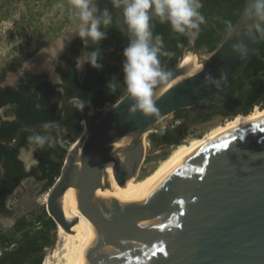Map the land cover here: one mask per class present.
<instances>
[{
	"label": "water",
	"instance_id": "1",
	"mask_svg": "<svg viewBox=\"0 0 264 264\" xmlns=\"http://www.w3.org/2000/svg\"><path fill=\"white\" fill-rule=\"evenodd\" d=\"M254 2L244 0L236 21L209 53H202L188 36L189 45L175 67L163 70L170 74L168 80L154 86V99L160 93L155 104L158 115H145L139 109L132 112L135 101L127 89L103 110L94 105L95 89L115 91L121 72L117 63L113 87L93 86L85 97L65 95L58 100V118L22 125L10 141L0 138L4 145H15L24 130L61 124L69 102L84 105L79 117L85 120L87 132L69 148L61 173L49 189L46 211L56 225L70 231L72 223L66 220L59 198L63 189L72 190L76 222L80 217L87 220L94 236L59 243L46 264H264V119L234 129L179 161L128 205H104L94 198L101 177L110 182L105 162L113 161L114 178L118 185H125L137 173L145 135L156 131L162 118L210 100L241 73L253 55L264 60L259 53L264 21L250 11ZM187 50L195 59L184 62ZM44 67L31 70L38 73ZM263 71L257 74L264 77ZM239 113L247 112L231 117Z\"/></svg>",
	"mask_w": 264,
	"mask_h": 264
},
{
	"label": "trees",
	"instance_id": "2",
	"mask_svg": "<svg viewBox=\"0 0 264 264\" xmlns=\"http://www.w3.org/2000/svg\"><path fill=\"white\" fill-rule=\"evenodd\" d=\"M96 2L101 9L105 7L109 9L113 8L111 0H96ZM199 3L202 7L198 9V11L203 15L204 23L200 24L199 35L196 37L197 47H204L208 51H211L223 39V36L221 37L217 34L218 30L229 31L242 9L244 0H200ZM208 16H210L211 19H209ZM150 23L152 25L153 37L160 35L165 45H169L170 48L178 50L180 46L186 42V38L172 36L170 34V25L165 24L161 26L154 15ZM113 37H116L117 48L111 53V58L120 63L123 68L125 59L123 50L130 42V34L128 33L124 37L113 35ZM79 41L80 39L77 38L72 46H76ZM110 48L111 43L109 40L103 45L91 43L86 46L89 52L98 49L100 55L104 56L106 50ZM71 49L72 48H69L70 51ZM80 49L82 48L79 46L76 47V54ZM177 50L176 53L173 51V54H158L162 70L175 67L179 59V52ZM259 53L261 56H264V40L259 47ZM98 63L103 66L94 68L88 64L82 75L64 73V82L61 91H57L55 86L50 87L43 74L29 75L28 79H21L16 87L8 86L0 88V91H4L5 94V96L2 97L1 103L9 101L16 105V114L19 121L13 122V129L16 130L19 126L26 124L32 125L58 118L60 113L59 110H57V102L50 105V99L52 97L59 100L63 96L72 93H77L85 97L93 86L104 85L109 87L112 77L117 73L119 66L108 62L105 57L102 56H100ZM14 67V62L6 64L0 72V78H2L6 70H12ZM263 68L264 60L253 55L241 73L221 90H225L228 96H230L235 90L241 89L242 95H244L247 100L246 108L243 112H249L256 105H264V77L257 74V72ZM115 85L116 90L114 92L101 89H95L93 91L91 100L96 107L112 104L125 93L126 85L124 84L123 71L116 77ZM78 104V101H71L67 104L66 117L57 127L51 129L24 130L22 132L19 144L24 147L33 145L30 144L28 138L34 134L46 135L47 140L43 148L33 145L35 148V158L38 163L33 164L26 170L23 166V162L16 161L14 163L17 169L16 172L7 170L3 175H0V186L6 183V178H8V176L11 175L15 177L13 183L7 185L4 195L10 193L13 188L17 187L21 181L27 177H32L37 181L43 182L46 188H50L53 185L61 173L63 160L66 156V149L61 146L60 140L74 139L78 136L81 129ZM180 112L181 110L179 109L173 113L176 115L175 117H178L177 115H179ZM168 130L170 129L167 128L166 131ZM155 136H157L155 132L149 134V138L153 141L157 140ZM180 141V138H178L175 144L180 143ZM0 209H4L3 205ZM44 215L45 217L42 220V225L36 232L37 235L35 237H37V239L35 240L25 229L24 220L15 222L14 230L19 232L25 240L27 239L26 245H24L27 247L4 251L0 254V264H43V246L51 244L50 232L56 228V223L53 219L49 217L46 212ZM0 240L3 241V243L10 242V238L2 234L0 235ZM36 240H38V242Z\"/></svg>",
	"mask_w": 264,
	"mask_h": 264
},
{
	"label": "rangeland",
	"instance_id": "3",
	"mask_svg": "<svg viewBox=\"0 0 264 264\" xmlns=\"http://www.w3.org/2000/svg\"><path fill=\"white\" fill-rule=\"evenodd\" d=\"M75 23L74 10L69 0H0V72L6 64L15 63V67L12 70L5 71L3 82L8 80L9 74H14L17 77L20 73L19 69L22 68L25 61L30 65H32L30 63L32 59L41 61V57L47 56V53H42L40 50L48 47L56 37L65 33ZM76 38L78 37L73 34L71 41ZM69 43L66 41V46ZM189 52L193 54L192 51ZM201 52L204 54L209 53L205 49H202ZM31 68L24 70H30ZM48 68L49 65L46 66L45 70L48 71L50 78L54 81L55 73L51 74ZM81 70L82 68L79 69V71ZM110 105L107 104L104 108ZM259 107L261 108L255 110L254 115L264 111V105ZM243 116L246 117L248 114L211 120L205 124L195 125L188 130L185 139L182 141L189 142L192 138H200L210 128L221 129L234 126L243 119ZM173 124H175L174 113H171L162 118L156 127L157 129L171 128ZM151 132H155V130L149 131L144 137V154L136 173L137 177L147 174L159 160L168 154L171 148L153 149L149 139ZM81 133L82 130L80 129L78 136L74 139L60 140L61 146L66 149V155ZM29 153L33 155L32 148L24 149L20 153L26 169L33 165L29 159ZM49 189L45 187L43 182L37 181L32 177L23 179L19 186L16 187L9 198V213L0 218V232L10 238L8 243H3L0 240V254L4 251L27 247L24 246L27 239L25 240L19 232L14 230V224L18 220H24L25 229L33 236L34 240L37 239L35 237L37 235L36 232L42 225L45 212L47 214L45 201ZM55 229L50 232L51 244L43 246L44 256L55 247ZM36 241L38 242V240Z\"/></svg>",
	"mask_w": 264,
	"mask_h": 264
},
{
	"label": "clouds",
	"instance_id": "4",
	"mask_svg": "<svg viewBox=\"0 0 264 264\" xmlns=\"http://www.w3.org/2000/svg\"><path fill=\"white\" fill-rule=\"evenodd\" d=\"M74 10L76 23L56 37L48 47L42 48V53H47L49 72L55 73V64L59 62V55L66 46V41L70 42L72 35L79 37L85 46L91 42L96 44L106 38L108 27L113 24L112 13L109 8L101 9L96 0H69ZM113 8L122 10L123 23L127 26L130 34V42L123 50L124 62V84L127 93L133 98L135 103L130 109L135 112L141 110L145 115L157 114L158 108L155 106L160 93L155 94L154 86L168 80L169 73L160 67L158 53H161L164 42L160 35L155 36V44H152L153 32L150 23L152 16L159 17L160 23L168 22L174 32L187 34L192 39L199 35L200 24L204 23L203 15L198 11L202 7L199 0H111ZM250 11L260 21H264V0H255ZM259 27V25H257ZM241 51H244L241 46ZM168 55V53H164ZM100 59L99 50L85 51L81 57L76 58V68L80 69L85 63L94 68L103 65L98 63ZM55 62V63H53ZM32 66L25 61L20 74L24 69ZM16 77L9 74L5 84H14ZM59 75L55 74L54 83L61 82ZM5 84H0L4 87ZM109 87H113L110 83ZM78 109L82 110L83 103L78 104ZM47 128V125L45 126ZM30 144L43 148L47 136L34 134L29 136ZM35 148H33V152ZM32 164L38 161L29 153Z\"/></svg>",
	"mask_w": 264,
	"mask_h": 264
},
{
	"label": "flooded vegetation",
	"instance_id": "5",
	"mask_svg": "<svg viewBox=\"0 0 264 264\" xmlns=\"http://www.w3.org/2000/svg\"><path fill=\"white\" fill-rule=\"evenodd\" d=\"M109 10L112 13L113 24L112 26L105 29L106 38L99 41L97 44L103 45V44H106L108 40L110 41L111 48L106 50L105 56L104 55H100V56L105 57V59L108 62L116 65L118 62L111 58V53L114 52L117 48L116 37H113V35L124 37L128 34V31H127V26L123 23L122 10L117 9V8H112V9L110 8ZM208 18L211 19L210 16H208ZM156 19L161 26L165 24L170 25V23L168 22L160 23L159 17H156ZM225 32L226 31L224 30H221V31L218 30L217 34L222 37ZM170 34L174 37L186 38V42L182 44L178 50L174 48H170L169 45H165L164 43L161 53H158V54H162L165 52L169 54H173V51L174 53H176V50H177L179 52L178 54H179V59H180L186 47L189 45V37L187 34H180V33L174 32L171 28V25H170ZM76 39L70 41V43L65 47L64 51L60 53L59 62L55 64V74L59 75V77L62 80L58 84L54 83V81L50 78L48 71L45 70L46 68L45 66L44 69L38 73L33 72L31 69L24 70V73L22 75L20 73L17 75L15 83L11 85L5 84V82H3L4 80V74H3L2 78H0V84H5V86L0 87V88H5L8 86L16 87L20 83L21 79L23 78L28 79L29 75L43 74L46 78L47 83L50 85V87L55 86V89L57 91H61L62 84L64 82V73H74L77 75L78 74L82 75L86 69V66L88 65V63H85L82 66L81 71H79V69H77L75 66L76 58L81 57L85 51H88L86 49V46L84 45V43L81 41L79 37L78 39H80V41L78 42V44H76V46H72L73 42ZM89 44H91V42H89ZM152 44H155V37H153ZM78 46L81 47L82 49H80V51L76 54V47ZM196 46H197V41H196ZM69 48H72L71 51L69 50ZM199 49L207 50L204 47H201ZM187 51H190V50H187ZM36 67L37 65L34 66V68ZM122 71H123V68L121 66L120 73H122ZM115 90H116V85H115ZM72 94H77V93H72ZM0 95H1L0 96L1 97L0 98V138L4 139L5 141H10L15 136L17 129L21 126H19L16 130L13 129L12 127L13 122L19 121L18 116L16 114V105H14L13 103L9 101H6L5 103H1L2 97L5 96L4 91H0ZM55 102H57V110H59L58 99L52 97L50 99V105H53ZM246 104H247V100L245 96L242 95L241 89L235 90L230 96H228L225 90L224 91L220 90L216 94L210 96V100L208 101L207 100L200 101L194 106H191L189 108L180 109L181 112L179 113V115H177L178 117H175L176 115H174L175 124H173L171 128H168L170 130L166 131L167 128H158L155 131V133L157 134V136H155L157 140L153 141L149 138L151 142V146L155 150L169 148L173 144H175V141L178 138H180V140L185 139L187 132L191 127H194L195 125L205 124L211 120L225 119L227 117H231V115H233L235 112H243V110L246 108ZM78 112H80V109H78ZM249 112L245 114H248ZM66 114H67V106H66ZM242 115L243 113H240L237 116H242ZM233 117H236V116H233ZM19 142H20V139L15 145H12V146H7L0 142V175H3L7 170H10V172H16L17 169L14 163L16 161L23 162L20 157L21 151L24 149H31V148L33 150L34 148L33 145H31L30 147H24L20 145ZM33 155L35 158L34 152H33ZM23 166L26 169L24 163H23ZM29 168H27L26 170H28ZM14 180H15V177L10 175L8 176V178H6V183L3 186H0V208L3 205L5 209V210L0 209V218H3L4 216H6L7 213H9V210H8L9 198L15 191L16 187L13 188L12 191L8 193L7 195H4V191L6 190L7 185L12 184Z\"/></svg>",
	"mask_w": 264,
	"mask_h": 264
},
{
	"label": "bare ground",
	"instance_id": "6",
	"mask_svg": "<svg viewBox=\"0 0 264 264\" xmlns=\"http://www.w3.org/2000/svg\"><path fill=\"white\" fill-rule=\"evenodd\" d=\"M41 58V61H38L37 59H32L30 63L32 64L33 69L46 66L47 57L42 56ZM191 59H195V55L191 54V52L186 53L183 57L184 62ZM35 65H37L36 68H34ZM200 65L201 64H198L197 66ZM259 108L261 107L254 106L252 110L248 113V116H243V119L234 126L225 127L221 129L215 127L210 128L206 132H204L202 134V137L200 138H192L189 142L181 141L176 146H171L168 154L164 158L159 160L158 163L147 174L141 177H137L135 175L128 179L125 185L123 186L118 185L114 178L113 161L105 162L104 172L107 174L110 182L109 184L105 183V178L104 176H102L99 182V186L95 191L94 198L96 199V201H99L104 205H128L133 199H135L140 193L143 192L144 188L148 184H150L154 179H156L162 173L166 172L179 161L190 156L198 149L210 144L217 138L234 129L264 119V111H261V113H259L258 115L253 114L255 110H258ZM80 125L82 133L85 134L87 132V125L84 119L81 120ZM59 203L66 220L72 223V226L70 228V231H65L60 225H56V244L55 247L53 246L54 248L44 256L43 264H46L48 256L61 242L77 238H81L83 240H93L94 231L93 228L90 226L89 222L82 217H80L79 221L76 222L78 212L76 209L74 192L72 190L63 189L59 198Z\"/></svg>",
	"mask_w": 264,
	"mask_h": 264
}]
</instances>
